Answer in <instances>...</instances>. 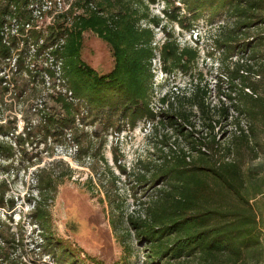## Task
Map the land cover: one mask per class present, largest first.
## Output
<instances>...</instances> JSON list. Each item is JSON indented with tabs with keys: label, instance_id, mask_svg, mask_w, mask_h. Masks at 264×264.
Segmentation results:
<instances>
[{
	"label": "trees",
	"instance_id": "1",
	"mask_svg": "<svg viewBox=\"0 0 264 264\" xmlns=\"http://www.w3.org/2000/svg\"><path fill=\"white\" fill-rule=\"evenodd\" d=\"M163 1L166 6L169 0ZM174 1L183 4L184 17L206 14L212 22L222 16L212 40L220 50L217 80L225 84L220 95L227 104H205L206 90L190 79L188 90L175 86L162 95L160 101L168 108L154 111L149 106L152 59L157 54L166 73H187L200 56L198 47L180 46L168 31L160 46L154 43V27L161 22L149 11V4L155 0H98L84 14L68 20L73 8L69 6L46 28L45 36L35 34L32 67H25L28 79L18 85L19 92L25 100H35L29 108L40 113L44 135L64 143L75 140L76 152L82 151L81 129L75 124L80 101L87 106V117L107 108L119 109L121 118L131 125L143 117L159 124L168 121L189 143V149L172 151V157L164 156L154 167L144 164L149 175L138 179L155 188L154 195L138 203L141 209L134 207L126 215L128 228L146 246V264H264V54L255 50L264 43V0ZM88 2L84 1L86 5ZM27 3L0 0V32L10 18L31 20ZM175 18L185 26L180 17ZM85 30H92L109 44L114 63L107 73L98 74L81 59ZM13 38L6 40L0 33V84L6 81L3 68L14 52V62L19 61L16 52L20 49H12ZM60 38L63 42L54 47ZM239 52L247 53L246 57L240 54L233 59ZM174 99L181 106L175 107ZM48 101L55 103L63 115L59 117L49 109ZM193 107L201 113L200 128ZM231 110L246 118V128L236 125L230 143L220 149L216 124L232 119ZM107 120L112 119L109 116ZM233 120L237 122V116ZM208 143L222 157L235 158L219 161L209 157L203 149ZM191 151L195 152L193 158L189 156ZM138 161L140 167L142 161ZM54 174L53 168L39 170L35 174L36 194L28 198L31 222L40 236L37 246L58 264H78L76 254L51 230L47 200L64 181V173ZM4 193L5 183L1 181L0 207L10 209L14 203L4 199ZM2 224L0 219V227ZM0 232V264H25L6 250L11 243L21 242L20 236L5 227Z\"/></svg>",
	"mask_w": 264,
	"mask_h": 264
},
{
	"label": "rangeland",
	"instance_id": "2",
	"mask_svg": "<svg viewBox=\"0 0 264 264\" xmlns=\"http://www.w3.org/2000/svg\"><path fill=\"white\" fill-rule=\"evenodd\" d=\"M31 1L38 4L41 0ZM84 1L61 0L55 10L36 17L30 27L24 26L23 33L27 36L13 38L12 49H20L16 52L19 53L18 67L14 62L17 56L14 52L9 65L3 68L6 81L0 84V182L5 183L4 199L12 200L14 205L10 209L0 207V219L4 221L0 229L8 228L22 239L17 245L11 243L7 247L6 244V250L12 257L25 264H58L37 246L40 236L31 222V203L28 201L31 193L36 194L35 174L43 168H53L54 175L64 173V181L58 184L54 196L47 200L51 230L76 254L78 264H146V246L144 242L137 241L133 231L128 228L126 215L134 207L141 209L138 203L154 195L155 188L151 184L146 186L139 183L138 179L141 175H149L144 164L154 167L164 156L172 157V151L189 149V143L178 135L174 125L168 121L159 124L155 119L143 117L131 125L127 119L121 118L119 109L111 111L107 108L97 109L87 117V106L80 101L79 114L76 115L79 121L75 124L81 129L82 151L76 152L75 140L64 143L44 135L40 113L29 108L35 100H25L19 92L18 85L28 79L25 67H32L33 60L30 58H33V49L30 44L34 43L35 36L39 33L45 36L46 28L59 13L66 12L68 5L73 7L69 20L73 15L84 14L85 9L93 7L98 0H90L87 5ZM149 11L151 15L161 18L160 25L154 27V43L157 46L161 45L168 31L180 46H196L200 53L196 66L187 73H166L161 70L158 60L154 62L149 106L154 111L168 108V104L160 101L162 95L175 86L181 90L191 87L190 79L206 90L205 104L210 107L227 104L220 95L225 84L217 80L220 50L214 47L212 40L222 16L212 22H209L206 14L197 18L189 14L184 17L183 4L174 0H169L166 6L163 0H155L149 4ZM35 13L33 15H37ZM175 17H180L185 26H181ZM5 28L8 29L4 31V38H9L16 25ZM38 43H41L40 39ZM255 50L258 54H264V43ZM240 54H235L233 59ZM246 54L241 55L245 58ZM80 57L98 74L110 71L114 63L109 44L92 30L82 33ZM22 65L24 67L19 68ZM198 73L201 76H197ZM47 104L57 116L63 115L55 103L48 101ZM173 105L181 106L175 99ZM183 105L184 108L188 106L185 102ZM193 109L194 120L198 124L202 116L195 107ZM231 114L232 119L216 124L220 149L230 143L236 125L247 123L243 115H237L232 110ZM109 116L112 120L108 121ZM235 116L237 122L233 120ZM198 125L197 128H200ZM86 147L88 150L85 153ZM203 149L209 157L219 161L235 158V155L222 157L209 143ZM88 154L92 156L87 158ZM189 156L193 158L195 152L191 151ZM58 159L62 162H55ZM138 160L142 161L140 167Z\"/></svg>",
	"mask_w": 264,
	"mask_h": 264
},
{
	"label": "built area",
	"instance_id": "3",
	"mask_svg": "<svg viewBox=\"0 0 264 264\" xmlns=\"http://www.w3.org/2000/svg\"><path fill=\"white\" fill-rule=\"evenodd\" d=\"M60 1L61 0H41L38 4H36L35 2L31 1V0H28V3L27 5L25 6L27 10H29L30 12V15H31V20L28 21V22H23L21 20H16V18H10L9 20H7L4 25H3V28L1 29V34L3 35V38H4V31H6V29L8 28H5V27H8L9 25H13L15 24L16 25V29L13 31L12 35L10 34H7L10 35V36H27L24 32V26L26 27H30L32 21H36V17H40L42 14L44 13H48V12H51L52 9L55 10L57 7H58V4H60ZM64 1V0H63ZM70 5H68V7L66 9L69 8ZM36 12L35 14L37 15H33V12ZM21 26H20V25ZM6 40H8V37L4 38ZM62 39L63 38H60L59 42L55 45H53L54 47H56L57 45H60V43L62 42ZM40 41H42L40 39ZM31 46V49H36V46L34 47L33 44H30ZM158 60V63L160 65V68H161V62H160V58H159V55L157 54L155 58L152 59V66L154 64V62ZM162 70V69H161ZM152 72H153V68H152ZM57 75H59V73H57ZM65 89H63L64 91ZM68 95H70V92L68 91ZM241 126V125H240ZM243 128H246V123L245 125L242 126Z\"/></svg>",
	"mask_w": 264,
	"mask_h": 264
}]
</instances>
